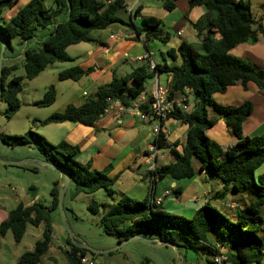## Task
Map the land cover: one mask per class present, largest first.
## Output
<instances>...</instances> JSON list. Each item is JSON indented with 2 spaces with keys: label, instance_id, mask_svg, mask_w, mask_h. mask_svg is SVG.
I'll return each instance as SVG.
<instances>
[{
  "label": "trees",
  "instance_id": "1",
  "mask_svg": "<svg viewBox=\"0 0 264 264\" xmlns=\"http://www.w3.org/2000/svg\"><path fill=\"white\" fill-rule=\"evenodd\" d=\"M17 1L0 0V15L15 6ZM52 2L53 7L47 10L43 0H30L12 18L7 21L3 19L0 23L5 52L13 50L11 44L14 40L24 46L22 64L23 78L26 80L37 78L49 65L73 62L74 59L66 53L68 47L96 42L90 33L106 30L114 24L123 25L135 32L133 40L141 42L146 51L152 40L162 44L169 42V35L164 32L158 18H143L139 27L132 21H123L119 13L126 9V0ZM188 5L190 9L203 7L205 13L192 25L197 31L199 42H181L176 49H169L165 53L172 61L179 58L178 64L154 65L150 69L149 64L143 62L129 74L113 77L108 85L99 87L82 105H67L62 112L52 114L39 121V124L72 123L95 128L112 101L128 105L131 100L145 93L146 82L156 74L167 76V100L174 98L175 94L188 92L199 98L200 103L189 111L177 109L167 115L187 126V131L181 151H171L174 162L148 174L151 185L166 177L192 180L198 172H204L207 178L218 179L222 190L208 197L215 206L205 203L190 219L167 213L161 205L154 204L150 195L141 201L122 196L101 216L99 223L103 233L115 236L118 242L133 235L147 236L173 243L184 250L203 252L207 258L220 254V250L224 249V264H261L264 257V173L255 176V172L264 163V134L254 137L243 135V123L253 110L250 102L222 106L214 101L213 96L225 93L236 84L246 90L247 84L253 83L259 91H264V69L229 54L233 48L244 43L264 44V29L251 14L250 0H189ZM162 7L170 12L175 5L173 1L165 0ZM39 29L50 30L35 42L36 46L28 47ZM202 30L207 31L205 36H201ZM140 35H143L142 38ZM13 68L2 65L0 98L8 105V118L19 109L17 94L22 87V77L11 78L6 83ZM92 71V68L84 70L76 65L61 71L58 77L60 81L76 82ZM55 96L56 90L50 86L43 100L35 105L48 107L53 104ZM184 103L188 105V100ZM207 108L218 115L235 139L231 147L223 149L207 137L206 132L216 122V119L208 117ZM148 109L146 105L143 112H148ZM2 141L11 147L32 146L44 156L45 161L65 169L74 187L73 196L79 193L94 194L101 189L110 197L115 193L116 177H109L111 166L96 171L89 162L79 163L77 146L66 141L52 145L44 137L31 132L20 137H7ZM163 142L164 137L161 135L153 144L159 148ZM144 156L147 157L148 153L145 152ZM59 188V183L55 182L50 191V206L45 207L40 203L29 206L18 204L0 222V237L10 232L16 243L22 240L28 225H44L42 236L35 242L33 250L23 253L17 264H39L48 252L52 242L50 213L57 209ZM177 192L181 193V188ZM230 194L248 198L242 208L235 210L233 217L216 207L225 204ZM88 208L92 214H98L100 204L92 201ZM66 245L63 254L68 264H80V259L89 253L74 246L69 238ZM206 262L210 264L208 259Z\"/></svg>",
  "mask_w": 264,
  "mask_h": 264
},
{
  "label": "crops",
  "instance_id": "2",
  "mask_svg": "<svg viewBox=\"0 0 264 264\" xmlns=\"http://www.w3.org/2000/svg\"><path fill=\"white\" fill-rule=\"evenodd\" d=\"M29 1L30 0H18L15 6L4 13V21L12 18ZM188 2L189 0H173L175 8L170 12L166 11L163 7L143 8L136 2L133 3L132 6H129L127 3L126 9L123 11L124 13L120 14V16L123 21H132L137 27L140 26L141 19L146 17L158 18L162 23L163 29H172L178 25L185 27V24H188L193 32L190 41L186 40V36L182 37L181 27L179 28L180 30H177L176 35L182 37V42L196 44L199 42V39L196 36L197 31H195L192 25L204 15L205 9L203 7H194L190 9ZM259 7L261 8L260 12L252 16L264 29V2L259 4ZM105 31L111 32V29L108 28ZM134 33L135 32L130 31L122 25L120 34L110 33L107 37H92L96 42L80 43L70 46L71 48L81 50L82 55L75 54L70 56L74 61L78 60L80 62L78 66L84 70L92 68L93 71L88 76L80 79L84 86L81 93L77 98L73 97V95L69 97L63 104L60 112H62L67 105H82L86 99L94 95L99 87L108 85L113 77H123L129 74L141 64L137 62L136 59L144 56L146 53L150 55L153 65L166 64L171 66L180 62V59L177 58L175 61L171 60L169 65L164 54L160 52V50L157 51L159 52V57L145 49L143 51L141 47L142 43L133 40ZM206 34V30L201 31V36H205ZM142 36L143 35H140V38H142ZM163 45L166 46L167 51L170 49L168 45ZM229 54L234 58L264 69V45L262 42L256 44H241L233 48ZM8 59L10 63L13 62V58ZM144 63H147V61ZM128 64H130L129 67ZM155 78L161 86L168 88L169 78L165 75L156 74L151 80H148L145 88L146 103L140 107V111L136 112L134 116L119 114L116 113L114 109L109 108L96 124L95 128L72 123L50 124L42 126V128L53 125L55 130L63 133L64 136H62V141L77 146L79 149L77 161L79 163L85 164L89 162L91 168L96 171L111 166L109 177H116L115 188L117 190V200L122 196H128L133 200L141 201L150 195L154 201L159 202V205H161L167 213L190 219L195 211L199 209L197 205L200 201V197L196 194L195 183L199 177H201L202 182H206L207 175H205L204 172H198L192 180H173L170 177H166L161 181H156L154 185H151L148 176L153 166L152 163L147 161L150 155L149 148L155 140L152 134L153 128L159 124L162 132L165 133L164 142L157 149L155 161L156 168L174 162L171 151H181V144L184 142L187 131V126L172 118H168L167 115L159 122L156 119H149L141 115V113H144L143 109L146 105L150 109V91L153 88V80ZM189 96L190 93L188 92L182 95L175 94L173 99L179 100L185 97L186 101L188 100V108L191 110L198 102L191 105L192 101L188 99ZM213 99L217 104L222 106H236L244 101L250 102L253 106V110L251 115L243 123V135L254 137L264 134V91H259L253 83H248L246 90H243L239 84H236L225 93L214 95ZM210 110V108H207V115L209 118L216 119V122L213 127L206 132L207 137L223 149L231 147L235 143V139L218 115L211 114ZM42 135L48 142H52L47 132ZM175 144L178 145L175 146ZM145 152L148 153L147 157L144 156ZM143 167L144 171L142 173L141 170ZM195 170L197 171L196 164ZM263 173L264 163L255 172V176H259ZM62 184L63 182H59V187H61ZM178 188H181V193L179 194L177 192ZM201 197L207 198V200L201 204V207L205 203L210 204V202H212L209 200V192L206 190L202 192ZM234 198H237V196L230 194L225 204H218L216 207L230 217H233L235 215V210L242 208L244 202L248 199L247 197H240V199L243 200V204L239 205L238 201H236V199L234 200ZM230 199L233 201H230ZM230 205L233 207L236 206L237 208L234 210ZM6 217V213H1L0 222L5 220ZM150 240L156 241L154 239ZM215 240L214 238V241ZM223 251L226 250L221 249L220 254H222L221 252ZM197 254H200V251L197 252ZM224 256L226 255L224 254ZM202 257H206L203 252H201V258ZM182 259H184V257H181V263H183ZM207 259L210 261L211 258ZM261 264H264V257Z\"/></svg>",
  "mask_w": 264,
  "mask_h": 264
},
{
  "label": "rangeland",
  "instance_id": "3",
  "mask_svg": "<svg viewBox=\"0 0 264 264\" xmlns=\"http://www.w3.org/2000/svg\"><path fill=\"white\" fill-rule=\"evenodd\" d=\"M165 0H126L129 6L133 3H138L143 8H162V4ZM173 1V0H171ZM264 0H250L251 14L254 16L260 12L261 8L259 4ZM45 9L53 7L52 0H43ZM5 10L0 15V23L5 16ZM123 10L119 14H123ZM182 28V37L186 36V40L192 39V30L188 24L184 26L178 25L172 29L164 28V32L169 35V43L166 44L170 49H176L182 42V37L176 35L177 30ZM111 32L92 31L91 37H107L110 33L120 34L122 25L114 24L111 27ZM177 28V29H176ZM50 30V29H48ZM48 30L39 29L36 31V38L28 43V47H34L35 42L43 38ZM171 46H170V45ZM20 44L18 40H14L11 44L12 51L6 50L3 66L10 68L14 66L10 71V75L7 78L6 83L14 77H22L21 90L17 94L19 101L18 111L11 116L7 117L8 105L0 98V215L1 213H8L14 209L18 204L25 206L32 203H40L45 207L50 206L51 196L50 191L55 182H63L61 174L55 170L49 168H40L32 163H24L23 165H5L2 162L18 163L22 161H45L44 156L32 146H16L11 147L5 144L2 139L7 137H20L24 134L31 132L43 137L42 134L47 132L52 145H56L62 141L63 133L55 130L54 126H48L42 128L39 121L47 119L54 113L60 112L63 104L66 100L73 95L78 97L81 93L83 83L80 81H60L58 74L71 68L78 66L79 61L67 62V63H55L49 65L45 70L35 79L26 80L23 78V58L22 50L24 46ZM264 45V44H263ZM143 51L144 47L141 45ZM160 50L164 54L167 63L170 65L171 59L167 58L166 46L157 40H152L148 44V51L159 57ZM164 50V51H163ZM66 53L69 56L75 54H81V50L76 48L66 49ZM8 58H13V62L10 63ZM130 64H128L129 67ZM54 86L56 90V96L53 104L48 107H38L35 104L44 98V93L50 87ZM189 100L192 101L191 105L196 102L200 103V99L190 94ZM211 109V108H210ZM189 111V110H188ZM211 114L216 115L211 109ZM35 167L36 170H32ZM142 173L144 167L142 168ZM206 182L201 181L199 177L195 183L196 194L200 197V201L197 205L199 208L207 198L201 197L203 191H207L213 195L215 192L221 191V182L218 179L212 180L207 178ZM63 185V184H62ZM73 185L70 184L66 189L62 207L65 213L66 220L69 224L72 236L80 243L87 247L97 250L105 251L102 254L91 256L87 254V258L93 262V264H172L176 261L175 250L170 246H154L142 241H131L117 248L119 242L115 236H108L103 233L99 220L101 216L108 210V208L117 201V190L112 197L108 196L104 190H98L94 194L72 195ZM238 201L239 205L243 204V200L240 197L234 198ZM94 201L100 204L98 214H92L89 211V204ZM230 201H233L230 199ZM213 202V201H212ZM210 202L213 206L215 203ZM237 203V202H236ZM232 209H236V206H232ZM264 216V208L262 209ZM173 215V214H171ZM178 216V215H176ZM182 217V216H180ZM51 229H52V242L48 252L43 256L39 264H68L66 257L63 254V250L67 247L66 240L68 235L62 220V217L58 209L50 213ZM184 218V217H183ZM44 231V225L40 224L38 227L28 225L26 232L19 243L13 240L10 232L4 237H0V264H17L20 256L25 252H30L34 248V244L39 240ZM142 236V235H141ZM143 237V236H142ZM146 239H151L144 236ZM179 252L183 263L181 264H207L206 257L201 258L200 254L192 250H184L179 248ZM186 252V254H185Z\"/></svg>",
  "mask_w": 264,
  "mask_h": 264
},
{
  "label": "built area",
  "instance_id": "4",
  "mask_svg": "<svg viewBox=\"0 0 264 264\" xmlns=\"http://www.w3.org/2000/svg\"><path fill=\"white\" fill-rule=\"evenodd\" d=\"M136 61L139 63L147 61V63L150 66V69L154 68V65L151 63L150 55L148 53H146L142 57L137 58ZM167 95H168V88L161 86L158 83L157 79L155 78L153 80V88L150 91V99H149L151 101L150 109L148 112L141 113V115L149 119H156L159 122L162 118L165 117V115H168L177 109H181L182 111L189 110L188 105L184 103L186 101L185 97L179 100L173 98L171 100H167ZM145 97H146L145 93H142L136 99L131 100L128 105H123L119 101H112L109 108L114 109L116 113L119 114L134 116L136 112L140 111V107L146 103ZM107 110L105 111V113L107 112ZM152 134L154 139L158 138L161 135L165 138V133L162 132L159 124L155 128H153ZM157 149L158 148L154 144H152L149 148L150 155L148 156L147 161L152 163L153 165L151 171L156 169L155 161H156ZM154 204L159 205V202L154 201ZM225 261H226V256L222 254H217L210 259V264H224ZM80 264H93V262L89 260L87 257H83L80 259Z\"/></svg>",
  "mask_w": 264,
  "mask_h": 264
},
{
  "label": "water",
  "instance_id": "5",
  "mask_svg": "<svg viewBox=\"0 0 264 264\" xmlns=\"http://www.w3.org/2000/svg\"><path fill=\"white\" fill-rule=\"evenodd\" d=\"M4 53H5V42L4 40L1 38L0 36V94H1V90H2V85H1V74H2V64H3V61H4ZM32 163L34 164L35 166L37 167H40V168H49V169H52V170H55L57 172H59L61 174V176L63 177V185L59 188L58 190V196H57V209L62 217V220H63V223H64V226H65V229H66V233L68 235V238L70 239L71 243L76 246V247H79L81 249H85L86 251H88L89 253L91 254H94V255H98V254H102L104 253L105 251H97V250H93L89 247H87L86 245L80 243L79 241H77L73 236H72V233H71V230H70V227H69V224L66 220V217H65V213H64V210H63V207H62V201H63V196H64V193L66 191V189L68 188V186L70 185V177L67 173V171L65 169H61V168H58L57 166L47 162V161H37V160H31V161H22V162H18V163H12V162H2L3 164L5 165H23L24 163ZM142 241V242H145L147 244H150V245H154V246H170L172 247L174 250H175V253H176V261L174 264H181V254L179 252V248L177 245L173 244V243H170V242H162V241H159V240H156V241H153V240H150V239H146L140 235H133L131 236L130 238L126 239V240H123L121 242H119L117 248H119L120 246L124 245V244H127L131 241ZM223 255L226 254V251H223L221 252Z\"/></svg>",
  "mask_w": 264,
  "mask_h": 264
}]
</instances>
